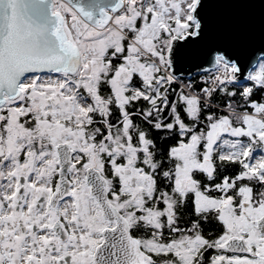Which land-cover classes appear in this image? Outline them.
I'll list each match as a JSON object with an SVG mask.
<instances>
[{
    "label": "snow or ice",
    "instance_id": "1",
    "mask_svg": "<svg viewBox=\"0 0 264 264\" xmlns=\"http://www.w3.org/2000/svg\"><path fill=\"white\" fill-rule=\"evenodd\" d=\"M210 0H0V264H264V26Z\"/></svg>",
    "mask_w": 264,
    "mask_h": 264
},
{
    "label": "water",
    "instance_id": "2",
    "mask_svg": "<svg viewBox=\"0 0 264 264\" xmlns=\"http://www.w3.org/2000/svg\"><path fill=\"white\" fill-rule=\"evenodd\" d=\"M211 11L221 17H236L252 25L257 37L264 26V0H210Z\"/></svg>",
    "mask_w": 264,
    "mask_h": 264
}]
</instances>
